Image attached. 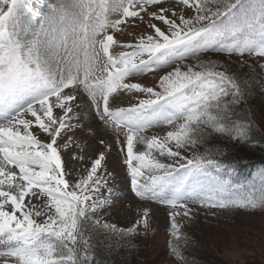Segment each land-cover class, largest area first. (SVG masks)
<instances>
[{"label":"snow or ice","instance_id":"obj_1","mask_svg":"<svg viewBox=\"0 0 264 264\" xmlns=\"http://www.w3.org/2000/svg\"><path fill=\"white\" fill-rule=\"evenodd\" d=\"M165 5L166 0H56L46 11L32 12L31 0H0V264H95L90 231L102 229L130 243L138 226L149 229L142 203L137 227L118 229L92 219L113 194L107 175L98 174L104 152L72 181L66 178L75 169H66L58 139L91 127L83 123L86 115L118 139L126 130L117 154L125 153L131 192L139 202L172 210L174 255L181 239L176 217H189L190 204L264 209V181L259 195H235L232 173L215 159L219 150H198L213 134L238 141L248 136L251 122L228 115L247 94L248 80L211 56L264 59V0ZM181 7L194 14L186 17ZM21 10L32 13L23 22ZM130 19L146 23L152 33L132 43L117 40ZM256 67L264 73V64ZM158 69L165 74L157 85L133 82ZM255 70L249 66L250 74ZM125 101L129 106H121ZM163 125L174 127L165 136L142 135ZM190 150L191 157L182 155ZM210 167L218 174L208 176ZM103 189L108 196L102 197Z\"/></svg>","mask_w":264,"mask_h":264},{"label":"rangeland","instance_id":"obj_2","mask_svg":"<svg viewBox=\"0 0 264 264\" xmlns=\"http://www.w3.org/2000/svg\"><path fill=\"white\" fill-rule=\"evenodd\" d=\"M32 12L46 11L49 5L56 2V0H31ZM167 4H175V0H166ZM175 10V9H173ZM180 11L186 17H191L194 13L191 9L181 7ZM31 12L27 10H21L19 13V19L21 22L25 21L31 16ZM143 15V13H142ZM171 13H169V16ZM149 19L146 17V20ZM158 26L162 27V22L155 21ZM124 34L117 33L115 38L124 43L135 42L140 35H147L152 33L146 23H140L137 20H131L129 23L121 26ZM228 57L218 55L217 59L220 63L226 64L231 72L236 73L240 77H248L249 66L254 67L255 62L264 64V59H251L245 65L241 63L228 61ZM258 58V57H257ZM257 61V62H256ZM256 69V68H255ZM255 72H258L255 70ZM165 74L163 70H156L151 73H146L141 78L133 79V82L142 83L145 86H154L159 82V77ZM66 91H71L66 90ZM81 96L80 91H77V98L79 100ZM85 100H87V94H84ZM145 97L138 96L133 99V103L138 99ZM74 105V111L79 113L80 106L77 105V101L72 102ZM121 106L127 107L128 102L125 101ZM58 109H54V114L58 112ZM75 123V121H73ZM84 125H91V127L81 126L75 130H69L67 135L62 134V137L58 139L60 145V151L62 159L65 161V167L69 171L75 169L73 175H69L66 178L72 181L74 176L80 174L83 169L91 166L93 159L97 158L101 152L105 154V161L102 162L100 175H107L109 178V184L113 186V194L109 199L107 205H101L96 214L92 217L93 220H100L101 222L115 225L118 229L127 230L131 227H137L136 222L143 216V211L139 204L146 205L149 213V229L147 232L143 229V226H138L137 230L144 234L142 251L139 254L142 256V264H173L170 262V256L167 247L174 242V238L171 235V218L170 212L172 211L166 205L158 204L154 201L139 202L135 194L131 192L130 188V176L127 173V166L123 163L125 153H118V149L121 147L120 141L125 140V131H121L119 139L116 134L111 131L110 128H106L102 122L98 119H92L90 116H85ZM264 127V124L262 125ZM174 126L163 125L161 127L149 128L142 133L143 136L151 138L152 136H165L167 131L171 130ZM34 134H39V138L42 141H46V134L39 133V130L33 128ZM74 141L68 148L64 146L69 141ZM101 140L105 141L110 148L105 149V144L101 143ZM143 149V145L137 146ZM69 152L73 156H84L82 161L73 160L69 156ZM182 155L191 157L190 154L182 152ZM163 162H171L160 158ZM222 171L223 169L220 168ZM217 169L210 167L208 176L217 175ZM232 178L233 186L237 189L235 195L244 196L248 192L245 188V183L242 179L234 176ZM108 196L106 189L102 190V197ZM29 202V198H25V203ZM37 202V201H33ZM189 208L192 209V213L189 217L178 216L176 217L179 224L181 237H189L193 242L197 243L195 247L196 257L194 261L204 263L201 264H264V218L257 220V217L249 222L252 217L245 219L242 214H237L234 218H244L243 223L226 222L221 220L219 226H215V221L212 216L217 213L218 209L201 208L198 204H190ZM38 221L43 218H37ZM251 223V224H247ZM244 227H240L243 226ZM180 244V243H179ZM181 245V244H180ZM189 258L192 259V257ZM198 264V263H197Z\"/></svg>","mask_w":264,"mask_h":264},{"label":"trees","instance_id":"obj_3","mask_svg":"<svg viewBox=\"0 0 264 264\" xmlns=\"http://www.w3.org/2000/svg\"><path fill=\"white\" fill-rule=\"evenodd\" d=\"M216 57H218V54H212L211 56L214 60H217L215 59ZM254 59L259 58L254 57ZM250 60L247 56L243 58V61L236 57L228 59V61L236 62L237 64L241 63L242 65H245V62L248 63ZM262 62H258V64ZM252 63L255 64L254 67L258 72L249 73L248 77H242L248 80L247 94L241 102L233 105L228 113L229 118L237 123L251 122L247 138L239 141L229 140L213 134L207 144L198 150L200 152H204L205 148L213 151L219 150L220 154L216 155L215 159L220 164V168L231 172L233 179L236 176L243 180L248 192L246 195H259L261 183L264 181V176H262V173H264V127L262 126L264 124V73L260 72L255 62L252 61ZM187 153L192 155V150ZM238 213L246 215L244 216L245 219L252 217L249 222L254 219L253 217H257V220L264 218V209L261 208L232 209L230 211L218 209L212 218L215 221V226H219L222 219L231 223L234 220L238 224L243 223L244 218H234ZM240 227H244V225ZM138 233V235L131 238L129 243L127 238L119 239L102 229L90 231V244L95 257V264H142L144 261H142L143 259L139 252L142 251L144 234L141 231H138ZM183 234L185 233H182L181 236ZM195 242L186 236L175 241L178 255H174L172 252L174 242L170 244L167 247L171 259L170 262H173V264L204 263L202 260L197 263L194 261L193 257L197 256L195 253L197 243ZM189 255L192 259L189 258Z\"/></svg>","mask_w":264,"mask_h":264}]
</instances>
